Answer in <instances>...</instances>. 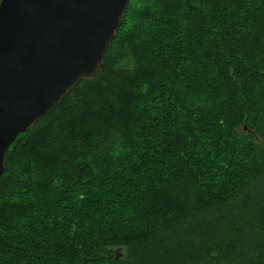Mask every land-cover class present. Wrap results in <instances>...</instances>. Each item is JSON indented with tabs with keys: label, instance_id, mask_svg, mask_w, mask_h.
Listing matches in <instances>:
<instances>
[{
	"label": "trees",
	"instance_id": "1",
	"mask_svg": "<svg viewBox=\"0 0 264 264\" xmlns=\"http://www.w3.org/2000/svg\"><path fill=\"white\" fill-rule=\"evenodd\" d=\"M0 264H264V0H129L5 152Z\"/></svg>",
	"mask_w": 264,
	"mask_h": 264
},
{
	"label": "water",
	"instance_id": "2",
	"mask_svg": "<svg viewBox=\"0 0 264 264\" xmlns=\"http://www.w3.org/2000/svg\"><path fill=\"white\" fill-rule=\"evenodd\" d=\"M129 0H0V175L19 134L91 80Z\"/></svg>",
	"mask_w": 264,
	"mask_h": 264
}]
</instances>
